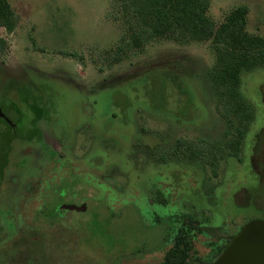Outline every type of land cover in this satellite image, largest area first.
Segmentation results:
<instances>
[{"label":"rangeland","instance_id":"1","mask_svg":"<svg viewBox=\"0 0 264 264\" xmlns=\"http://www.w3.org/2000/svg\"><path fill=\"white\" fill-rule=\"evenodd\" d=\"M147 1L8 0L19 21L11 32L0 27V75L11 85L10 77L27 80L33 93L44 94V101L54 94L53 102H59L61 88H69L79 102L53 107L52 125L40 122L55 158L48 160L34 142L12 143L0 208L8 211L15 227L0 243V264H158L171 245L165 239L169 219L164 218L169 215L190 217L189 223L201 230L194 247L206 259L211 254L208 241L222 244L246 220L264 219V67L241 74L240 91L251 115L239 159L226 156L212 173L200 158L189 159L185 144L178 143L212 146L225 138L226 120L210 80L215 62L210 40L157 38L121 52L111 63L135 22L133 13ZM238 6L247 9L246 31L264 36V0H208L202 16L217 25ZM148 71H165L188 93L179 99L177 87L171 86L172 107L179 114L197 110L177 122L156 110L137 109L125 141L124 128L117 135L107 130L112 111L117 108V118L125 119L128 100L122 85ZM99 90L117 107L94 125L87 97ZM230 130L227 136L234 134ZM213 150L211 155L218 157L219 150ZM85 172L89 182L110 192L107 202L92 200L95 188L82 182ZM48 182L67 192L59 202L50 195L48 206L86 203L87 210L62 212L52 225L38 218Z\"/></svg>","mask_w":264,"mask_h":264},{"label":"trees","instance_id":"2","mask_svg":"<svg viewBox=\"0 0 264 264\" xmlns=\"http://www.w3.org/2000/svg\"><path fill=\"white\" fill-rule=\"evenodd\" d=\"M207 8L208 0H148L133 13L135 22L130 24L128 34L116 48L117 54L111 58V63L119 59L117 55L121 52L125 53L130 49L141 48L145 43L157 38L183 37L194 41L210 40L215 51V62L210 70V80L220 103L217 107L222 110V116L226 120L225 138L221 144L217 143L212 146L208 144H204L202 147L198 144L193 146L184 140H179L178 143L185 144L186 151H188L185 155L189 159L200 158L210 167L212 173H215L218 163L226 156L239 159L241 139L248 131V120L251 115L250 106L240 91L241 74L244 71L264 67V36L249 34L246 31L247 9L245 6H238L230 10L223 21L217 25L202 16ZM18 21L19 18L8 0H0V27L11 32L16 28ZM68 55L76 57L74 52ZM8 79L0 75V109L8 116V119L10 118L9 120L13 125L11 126V123L8 124V121L0 118V184L8 164L9 154L13 148V142L19 141L26 144L34 142L35 145L45 150L48 160L55 158V151L44 141L40 122L43 121L49 126L52 125L51 117L55 118L51 113L53 107H60V103L65 106L70 102L72 104L79 102L74 93H69V88L66 90L64 88L65 91L61 88L59 102H53L52 99L57 97L54 94L51 95L50 100L44 101V94L33 93L30 85H28L30 82L27 80L10 77L13 82L11 85L10 81H6ZM6 84L9 85L7 89H5ZM125 85H122L128 100L124 111L125 119L117 118V106L107 92L92 91L87 97L93 106L91 123L94 125L101 123L108 116L110 110L116 108V111H112L111 126L107 130L114 131L112 133L116 134L115 131L124 128L128 133L127 137L123 139L125 141L132 134V115L137 109L156 110L163 116L170 117L177 122H183L189 110H191V114L197 110V108H190L179 114V111L172 107L176 100L172 96V85L177 87V95L180 92L179 99L188 96V93L181 91V84L165 71H148ZM94 95H96V99L93 98ZM75 113L74 116L77 117L78 112ZM59 118L61 117L58 116L56 120L58 121ZM74 119L70 118L67 121L68 125L72 126ZM232 120H234L235 125H233ZM230 128H233L234 134L227 136ZM213 149L219 150V153L216 152L218 157L211 155L214 154ZM97 153H102L104 156L105 152L98 150ZM117 158L115 155L109 160L115 161ZM107 159L103 157V161ZM56 161L62 165L65 164L64 160L57 159ZM25 164L26 161L22 160L21 166L25 167ZM87 175L85 172L82 182L95 188L92 200L107 202L106 199L110 196V192L93 182H89L90 179ZM48 183V187L44 189L42 194L43 199L37 208V212L38 218H45L52 225L60 220L62 218L61 213L67 210L60 209L58 211L57 203L48 206L46 204L49 201L48 198L53 195L59 202L60 198L67 192H58L55 189L56 184ZM68 194L70 195V192ZM96 195H100V197L95 199ZM82 198L83 200L87 199L85 196ZM165 219H169L166 220L169 223L165 227V239L170 240L171 245L164 251L158 264H208L216 258L229 237L234 234H228L229 236L223 239V243L219 245L208 241L206 245L211 254L205 259L198 255L194 247L196 233L201 230L189 223L190 217L180 219L169 215ZM14 227L15 224L9 217L8 211L5 208H0V243L11 231L14 232Z\"/></svg>","mask_w":264,"mask_h":264},{"label":"water","instance_id":"3","mask_svg":"<svg viewBox=\"0 0 264 264\" xmlns=\"http://www.w3.org/2000/svg\"><path fill=\"white\" fill-rule=\"evenodd\" d=\"M57 209L85 211L86 204H61ZM208 264H264V219L246 220Z\"/></svg>","mask_w":264,"mask_h":264},{"label":"flooded vegetation","instance_id":"4","mask_svg":"<svg viewBox=\"0 0 264 264\" xmlns=\"http://www.w3.org/2000/svg\"><path fill=\"white\" fill-rule=\"evenodd\" d=\"M5 117L8 118V116L4 112H2L1 109H0V118L4 119L7 122V120L5 119ZM7 123L9 124V122H7Z\"/></svg>","mask_w":264,"mask_h":264}]
</instances>
